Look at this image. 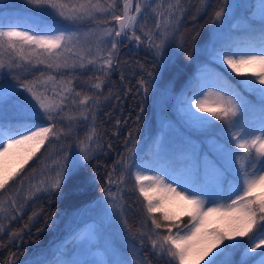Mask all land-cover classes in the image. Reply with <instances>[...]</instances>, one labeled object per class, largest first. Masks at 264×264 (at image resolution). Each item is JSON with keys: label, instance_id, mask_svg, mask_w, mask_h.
Returning a JSON list of instances; mask_svg holds the SVG:
<instances>
[{"label": "snow or ice", "instance_id": "6c2138e0", "mask_svg": "<svg viewBox=\"0 0 264 264\" xmlns=\"http://www.w3.org/2000/svg\"><path fill=\"white\" fill-rule=\"evenodd\" d=\"M185 2L27 0L33 11L51 19L24 23L2 14L12 5H0V160L14 149L23 153L15 171L0 167V196L4 197L0 199V220H15L29 200L61 197L68 178L96 159L103 146L96 113L108 99L102 90L106 81L110 85L109 78L119 66L121 45L134 42L136 47L147 46L158 70L140 65L145 74L138 87L145 97L149 92L159 94L163 74L174 55L170 49L188 11ZM200 2L207 8L206 0ZM254 7L257 11L251 12ZM241 9L245 38L220 49L213 43L212 52L222 72L195 78L177 98L184 117L181 128L186 126L187 131L173 129L172 142L162 146L148 164L134 151L130 131L127 155H121L113 166V171L119 167L122 174L132 176L135 191L142 197L152 231L138 230L135 238L141 246L145 238L150 241L151 254L159 264H199L204 257H209L205 264H264V0H259L258 6L224 0L213 11L212 23L214 32L220 33ZM39 65L60 73L59 79L45 76L43 71L33 75ZM229 69L246 78L233 83ZM64 70L73 74L66 75ZM77 70L93 72L92 95L75 90ZM79 127L86 129L83 139L76 131ZM50 142L58 145L55 157L45 165L40 179L35 184L29 181L25 190L27 173L20 175L24 165ZM107 176L108 185L117 183L111 173ZM12 180L20 185L16 193L8 191ZM118 183L124 184V179ZM21 190L25 192L23 199L14 198ZM160 193H174L186 203L188 225L180 228L167 213L162 218L154 215L164 199ZM122 199L119 192L106 187L97 201L98 206L111 205L103 214L109 226L123 225L105 242L106 259L93 258L91 248L98 233H89L79 242L73 241L52 264H137L131 255L135 245L130 250L125 247L132 228L126 218L122 219ZM215 221L224 227H211ZM0 227L4 225L0 223ZM17 235L11 233L12 237ZM237 253L238 260L234 259ZM16 255L11 254L8 264H15ZM138 264L150 261L141 257Z\"/></svg>", "mask_w": 264, "mask_h": 264}, {"label": "trees", "instance_id": "16d2710c", "mask_svg": "<svg viewBox=\"0 0 264 264\" xmlns=\"http://www.w3.org/2000/svg\"><path fill=\"white\" fill-rule=\"evenodd\" d=\"M223 2L224 0H210L207 8L202 10L200 0H193V4L187 8L182 28L176 39V43L183 46L179 54L173 55L172 61L165 70L160 82L159 94L153 95L149 92L145 97L138 87L139 79L145 74L140 65L154 72L158 70V65L153 60L147 46L142 44L136 47L134 42H126L119 47V66L114 68L109 78L110 85L106 81L102 90L103 96L108 99L101 104L96 113L97 130L102 137L103 145L97 151L96 159L89 162L81 172L68 178L61 197L41 196L38 199L29 200L22 211L16 214L15 220H0V223L4 225L0 227V264H8L13 252L17 253L15 264H21L31 257H38L37 264H52L60 258L61 252L72 246V242L76 240L80 232L77 226L74 231L69 232L71 225L75 223L77 211L79 212L90 202L100 200L106 187H111L113 192H119L123 198L122 203L125 210L122 218H126L128 225L132 228L130 242L125 247L130 250L135 245L136 248V251L131 253L132 259L137 264L141 257L149 260L150 264H159L158 258L151 254L150 241L145 238L141 246L139 240L135 238L138 230L145 233L152 231L142 209V197H139L135 191L132 176L122 174L119 167L113 171V166L121 155H127L126 141L130 131L133 133L134 151L145 164L154 158L155 153L160 151L162 146H165L164 141L171 143L173 140L171 131L175 124L178 126V121H180L177 98L186 91L195 78L207 76L209 73L222 72L219 61L212 52L213 43L217 49H220L245 38L244 25L241 21L243 9L231 24L225 26L222 32H214L213 11ZM228 3L258 6L259 0H228ZM2 4L12 5L10 8L3 9L2 14L12 16L21 23L48 19V16L33 11L32 7L27 4V0H0V5ZM119 7L118 3L117 12H119ZM255 11H257L256 7L251 9V12ZM197 31H199L198 37L195 36ZM204 49H208V52L205 53ZM4 71L6 72L7 69ZM41 71L45 73V76L51 74L57 79L60 77V73L47 69L43 65L37 66L33 75L39 76ZM228 71L233 83L246 78ZM64 72L66 75L73 74L69 70H64ZM74 75L76 76L73 80L75 90L82 94L92 95L95 90L90 89L88 84L92 83L93 72L77 70ZM121 76L124 77L123 80ZM28 78L31 79L32 76ZM7 79L12 81L11 76ZM166 88L168 91H165ZM141 107L144 109L143 112H140ZM138 116L139 121H137ZM173 121L175 124L172 123ZM168 125H172V128ZM60 126L57 124V127ZM76 131L83 139L86 129L79 127ZM193 139H196L195 135ZM108 145L112 147L109 148ZM57 147L55 143L45 144L40 152L24 165L20 175L27 173L24 183L25 190L29 186L28 182H32L44 171L45 165L55 157ZM132 159L137 163L141 162L136 157ZM32 169L35 171H30ZM108 173H111L113 180L117 183L108 185ZM121 178L124 179V184L118 183ZM9 185L8 191L11 193H16L20 189V185L15 180L10 181ZM24 195L25 192L21 190L19 196H14V198L21 200ZM3 198L0 196V199ZM33 213H36L34 218ZM164 213L173 216L174 223L180 228H184L190 222L188 212L176 214L160 209L154 215L162 218ZM176 230L174 227L173 232ZM13 232L18 235L12 237ZM239 258L240 255L237 253L234 259Z\"/></svg>", "mask_w": 264, "mask_h": 264}, {"label": "rangeland", "instance_id": "374dc122", "mask_svg": "<svg viewBox=\"0 0 264 264\" xmlns=\"http://www.w3.org/2000/svg\"><path fill=\"white\" fill-rule=\"evenodd\" d=\"M210 0H206V4ZM193 4V0H186L185 2V7L188 8ZM205 5L201 4L200 2V9H204ZM186 14V13H185ZM36 18V17H35ZM51 17L48 16V19H43L42 21H48L50 20ZM184 19L181 21L179 25V31L180 32L182 25H183ZM114 25V23H113ZM152 25V20H148V26L151 27ZM86 31V29H83ZM178 33L175 37V45L173 46L170 51L174 52V55H177L181 52L182 49V44L176 43V39L178 36ZM149 50V49H148ZM150 51V50H149ZM151 54V53H150ZM230 70V69H229ZM231 71V70H230ZM251 74H248L250 77ZM91 84V83H90ZM88 84V87L90 86ZM179 124L178 126L175 124L173 121L172 123L175 124L174 129L179 128L181 131H187L186 126L184 128H181V125L183 124L184 117L183 114L180 112L179 113ZM171 133L173 134V139L175 136V133L172 129ZM165 145L169 144V142L164 141ZM22 150L19 149H14L7 157L2 158L0 160V167H2L5 171L7 172H12L15 171L20 163V158L22 156ZM45 171V170H44ZM42 171L37 177H35L31 183L35 184L38 179H40ZM146 175H152L153 173H145ZM173 187L177 188V191H181V187L179 185H173ZM138 194V192H136ZM139 195V194H138ZM159 195L163 196L164 199L162 200V203L160 205V209L164 211H171L176 214H183L187 213L189 211L188 206L184 201H181L178 197L175 196L174 193H160ZM223 202H228L223 201ZM210 206V205H206ZM108 208L109 210L111 209V205L107 206H98L97 202H91L87 205H85L79 212L77 211V214L75 216V223H73L70 227L69 232H72L75 230V226L80 229L79 234L76 236V242H79L80 238H83L84 236L88 235L89 233H98V236L93 240V244L95 245L94 247L91 248V252L93 255V258L96 260H103L106 259V253H105V248L104 244L107 240L112 239L114 236H116L119 231L123 228L122 223L119 224H113L109 226L107 221L104 220V209ZM123 219V218H122ZM211 227H224V224L220 221H215L214 223L211 224ZM217 249H213V252H215ZM212 255V253H209V256ZM209 257H204L203 259L200 260L199 264H205L206 260ZM27 261H32L33 264H37L38 262V257H31L29 260H25L21 264H26Z\"/></svg>", "mask_w": 264, "mask_h": 264}]
</instances>
